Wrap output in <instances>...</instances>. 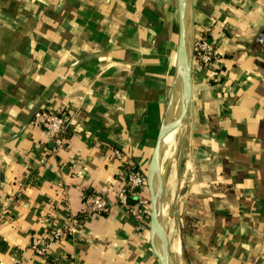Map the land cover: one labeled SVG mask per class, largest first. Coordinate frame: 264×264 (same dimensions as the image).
I'll list each match as a JSON object with an SVG mask.
<instances>
[{
  "label": "crops",
  "instance_id": "crops-1",
  "mask_svg": "<svg viewBox=\"0 0 264 264\" xmlns=\"http://www.w3.org/2000/svg\"><path fill=\"white\" fill-rule=\"evenodd\" d=\"M195 3L220 80L194 65L166 195L170 246L175 264L180 253L183 264H264V0ZM176 15V0H0V264H158L117 204L112 149L147 168L171 89ZM46 97L44 109L79 110L57 152L42 128L13 138ZM87 192L111 212L35 255L33 237L77 217Z\"/></svg>",
  "mask_w": 264,
  "mask_h": 264
},
{
  "label": "water",
  "instance_id": "water-1",
  "mask_svg": "<svg viewBox=\"0 0 264 264\" xmlns=\"http://www.w3.org/2000/svg\"><path fill=\"white\" fill-rule=\"evenodd\" d=\"M177 47L170 93L156 143L147 166L146 181L151 201L149 245L158 264H175L169 242V231L165 225V205L169 180L175 170L182 135L192 108V85L197 40L195 0H176ZM264 36V32L260 37ZM46 98H42L31 109L21 130L13 138L21 137L30 127L34 116L44 109ZM174 135L169 146L167 140Z\"/></svg>",
  "mask_w": 264,
  "mask_h": 264
},
{
  "label": "built area",
  "instance_id": "built-area-1",
  "mask_svg": "<svg viewBox=\"0 0 264 264\" xmlns=\"http://www.w3.org/2000/svg\"><path fill=\"white\" fill-rule=\"evenodd\" d=\"M210 32V29L205 28L197 31L194 65L206 69L209 78L218 82L220 76L217 73V51L210 40ZM78 112L79 110L74 106H66L60 110L43 109L34 116L31 126L44 129L54 144V151L57 152L65 143L64 137ZM112 154L120 166V188L116 194L117 204L136 221L137 232L146 236L149 233L151 215V201L146 181L147 168L130 161L125 153L118 148H113ZM44 164L45 159L39 160L29 166V171H35ZM23 185L21 184L22 188ZM62 202L66 204L65 200ZM111 209L108 199L103 195L85 194L78 216L74 217L67 212L66 219L52 222L45 235L33 237L31 249L35 255L45 259L69 235H84V227L76 224V218L86 219L92 216L106 215L111 212ZM7 214L6 208L0 210V224L6 220ZM181 224L183 225L182 220Z\"/></svg>",
  "mask_w": 264,
  "mask_h": 264
},
{
  "label": "trees",
  "instance_id": "trees-1",
  "mask_svg": "<svg viewBox=\"0 0 264 264\" xmlns=\"http://www.w3.org/2000/svg\"><path fill=\"white\" fill-rule=\"evenodd\" d=\"M211 81H212V80H211ZM212 82H214V81H212ZM212 82H211V83H212ZM212 84H213V83H212ZM64 138H65V140L68 138V132H67V134L65 135ZM63 146H64V144H63ZM36 174H37V173H36L35 171L31 172V177H34ZM87 194H91V193L87 192ZM81 222H82L81 218H76V224H77V225H80Z\"/></svg>",
  "mask_w": 264,
  "mask_h": 264
},
{
  "label": "rangeland",
  "instance_id": "rangeland-1",
  "mask_svg": "<svg viewBox=\"0 0 264 264\" xmlns=\"http://www.w3.org/2000/svg\"><path fill=\"white\" fill-rule=\"evenodd\" d=\"M175 8H176V7H175ZM176 18H177V15H176ZM175 35L177 36V30H176ZM148 164H149V163H148ZM147 166H148V165H147ZM184 224H185V223H183V225H184ZM181 225H182V224H181ZM183 225H182V226H183ZM172 235H173V233H172ZM178 237H179V236H177V234H176V236H175V235L172 236V238H173L174 240H175V238L178 239ZM177 243H178V242H177ZM174 244H175V241H174ZM181 255H182L181 253H180V255H179V254L177 255L179 264H183V261H181V260H183L182 257H181Z\"/></svg>",
  "mask_w": 264,
  "mask_h": 264
},
{
  "label": "bare ground",
  "instance_id": "bare-ground-1",
  "mask_svg": "<svg viewBox=\"0 0 264 264\" xmlns=\"http://www.w3.org/2000/svg\"><path fill=\"white\" fill-rule=\"evenodd\" d=\"M167 142H168L169 146H171L173 144V142H174V135L170 136L168 138Z\"/></svg>",
  "mask_w": 264,
  "mask_h": 264
}]
</instances>
